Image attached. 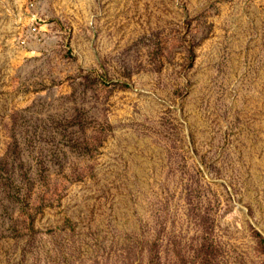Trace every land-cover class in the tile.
<instances>
[{"label": "rangeland", "instance_id": "1", "mask_svg": "<svg viewBox=\"0 0 264 264\" xmlns=\"http://www.w3.org/2000/svg\"><path fill=\"white\" fill-rule=\"evenodd\" d=\"M0 264H264V0H0Z\"/></svg>", "mask_w": 264, "mask_h": 264}]
</instances>
